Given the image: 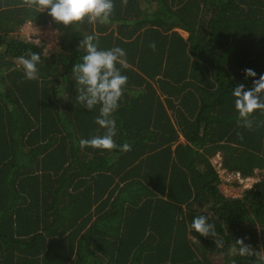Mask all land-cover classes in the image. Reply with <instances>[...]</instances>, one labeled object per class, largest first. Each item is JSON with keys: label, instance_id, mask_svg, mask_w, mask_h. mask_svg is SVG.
<instances>
[{"label": "trees", "instance_id": "trees-1", "mask_svg": "<svg viewBox=\"0 0 264 264\" xmlns=\"http://www.w3.org/2000/svg\"><path fill=\"white\" fill-rule=\"evenodd\" d=\"M114 4L108 24L65 26L0 0V264H260L229 250L244 238L264 251V112L252 130L238 126L231 93L264 74V0ZM28 23L55 28L61 48L22 36ZM87 35L127 53L114 117L131 151L79 147L104 131L98 107L76 101ZM29 51L42 59L35 81L17 67ZM219 153L227 171L258 176L254 186L226 194ZM201 214L223 248L191 229Z\"/></svg>", "mask_w": 264, "mask_h": 264}, {"label": "clouds", "instance_id": "clouds-1", "mask_svg": "<svg viewBox=\"0 0 264 264\" xmlns=\"http://www.w3.org/2000/svg\"><path fill=\"white\" fill-rule=\"evenodd\" d=\"M23 4L36 11L47 10L48 15L56 22L65 26L82 23L87 19L88 23L108 24L112 17L115 4L114 0H22ZM128 0H122L124 6ZM98 37L87 35L82 42L86 50L80 62L72 69V76L76 82V101L88 110L99 109L95 123L103 129L101 135H95L89 139H81L79 147H86L101 151H112L119 148L122 152L131 151L132 146L125 142L118 145L115 137L118 134L117 121L114 113L120 107L121 98L127 86L128 77L122 73V69H128L127 53L121 47L102 49L98 47ZM154 51L155 42L149 44ZM42 63L41 55L29 51L27 56L19 57L17 67L22 69L23 79L35 81L39 79V65ZM119 65V66H118ZM245 78L256 77L257 73L247 68L244 70ZM264 74L253 80V86L246 89L244 84H238L232 89L234 107L238 113L237 124L240 127L252 130L253 114L256 111L264 112ZM196 233L215 239L217 248L224 247V241L217 235L215 225L209 223L207 215H198L193 218L190 225ZM235 245L229 250L230 255L255 256L260 264H264V251H257L251 245L246 244L244 238H238ZM235 264V261L232 262Z\"/></svg>", "mask_w": 264, "mask_h": 264}, {"label": "rangeland", "instance_id": "rangeland-1", "mask_svg": "<svg viewBox=\"0 0 264 264\" xmlns=\"http://www.w3.org/2000/svg\"><path fill=\"white\" fill-rule=\"evenodd\" d=\"M21 35L34 42L46 44L47 51H54L61 48V45L58 43V31L51 26L38 30H33V28L22 29Z\"/></svg>", "mask_w": 264, "mask_h": 264}, {"label": "crops", "instance_id": "crops-1", "mask_svg": "<svg viewBox=\"0 0 264 264\" xmlns=\"http://www.w3.org/2000/svg\"><path fill=\"white\" fill-rule=\"evenodd\" d=\"M26 28H33V30L41 29V27L34 26L33 23H29V24L25 25L22 29L25 30ZM178 31L184 37L188 36V34L186 32H184L182 30H179V29H178ZM214 161H215V163L217 164V166L219 168L220 163H222V155H221V153H219L217 156L214 157ZM218 162H219V164H218ZM251 177H255V176H251ZM256 178H258V176ZM220 186H221V189L226 194L231 195V196H239L245 190V187H243V185H239L238 183H226L224 180L221 181Z\"/></svg>", "mask_w": 264, "mask_h": 264}, {"label": "built area", "instance_id": "built-area-1", "mask_svg": "<svg viewBox=\"0 0 264 264\" xmlns=\"http://www.w3.org/2000/svg\"><path fill=\"white\" fill-rule=\"evenodd\" d=\"M219 173L221 175V179L226 183H238L239 185H243L245 189L252 188L254 183L258 180L256 177L244 176L240 171H227L222 163L219 165Z\"/></svg>", "mask_w": 264, "mask_h": 264}]
</instances>
